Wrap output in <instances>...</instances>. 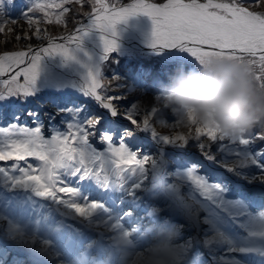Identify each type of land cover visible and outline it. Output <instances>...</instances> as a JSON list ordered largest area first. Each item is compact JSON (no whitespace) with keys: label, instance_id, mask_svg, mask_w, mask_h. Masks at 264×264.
Here are the masks:
<instances>
[{"label":"rangeland","instance_id":"obj_1","mask_svg":"<svg viewBox=\"0 0 264 264\" xmlns=\"http://www.w3.org/2000/svg\"><path fill=\"white\" fill-rule=\"evenodd\" d=\"M55 2L62 3L69 11L61 15V9H51L47 18L42 12H36L33 14L35 20L31 26L23 20L12 24L10 18L13 20L19 18L24 7L11 9L8 5L5 15L0 17V27L4 29L0 32V53L32 48L37 50L34 54L44 55L46 53L40 51L41 47H47L50 42L55 41H46V39L67 32L76 23L89 20L87 18L93 14L90 10L98 6L95 0H67L66 3L63 0H55ZM145 2L159 5L167 3V0H145ZM198 2L204 3L206 0H198ZM125 3L129 5L133 0H111L107 5L121 7ZM252 10L264 11V8L254 4ZM137 14L130 15L131 18L126 19L129 28H120L117 24L113 26L122 29L112 35L115 44L122 45L123 41L140 43L145 40L153 41V37H140L133 33L132 27L135 26L137 29L139 24L146 22L147 15L141 13L142 15L136 17ZM88 25L93 30L91 22L81 28ZM12 29L15 31H11ZM149 30L153 32V29ZM16 35L21 37L19 41L15 39ZM61 42L59 40L54 43ZM75 44L77 41L65 43L68 52H72ZM94 55V64L90 68V73L97 78H106L101 81L102 86L109 85L111 83L109 79L113 77L116 79L115 92L106 91L105 87L97 90L102 97L101 102L117 103L121 108L128 110H133L132 105H135L142 112L148 111L149 118L153 120L152 126L158 134L194 135L195 126L188 125L196 123L199 126L214 128L223 138H217L215 141L190 139L186 146L171 145L161 148L159 155L155 152L146 153L148 161L137 172L135 180L138 184L143 182L138 195L150 205L148 211L141 216L139 224L127 227L129 233L127 238L120 235L112 238L115 234L113 231L105 229L102 232L90 224V235L84 247L92 253V258L95 259L93 250L97 238L105 235L107 238L104 243L111 244L116 250V255L110 257V264H264V144L257 146L258 135L251 130L256 114L251 111V116L242 121L223 124L218 123L211 114L198 115L194 109H185L177 104L174 92L179 80H172L177 78V75L181 77L185 71L188 72L185 76L193 74L198 70L196 65L204 75L209 74L215 65H229L242 69L246 74H250L251 78L254 76L253 79H256L252 66L247 61L221 57H213L201 63L180 48H165L149 53L115 46L114 51L108 53L107 57L104 51ZM148 55H160L163 59L175 58V63L179 67L174 75H170L172 81L168 76L151 75L142 69L137 71L140 64L138 59ZM44 65L46 67L39 65L42 69L43 67L48 69L44 74L49 78H56L55 71L49 72L52 69L48 64L44 63ZM56 68L60 72L69 74L64 63L56 64ZM163 72L165 73V70ZM10 75L11 73L0 77V80L8 79ZM45 81L50 83L47 78ZM19 82L23 83L22 77L19 78ZM3 90L4 86L0 85V91ZM40 90L56 96H40L38 94ZM83 91V84L56 86L35 79L31 87L32 95L23 100L27 105L19 104L21 101L16 99L0 104V129L19 117V123L22 125L34 127L40 124L42 134L47 138L53 134H62L68 122L79 124L90 114L76 109L88 106L92 112L105 111L102 103L96 101L94 97H92L93 102L89 101L92 105L85 101L81 96ZM259 93V91L255 92L256 95ZM111 95H119L123 99L117 102L109 101L107 97ZM58 97H62V100H58ZM65 106H71L72 110L65 111ZM253 111L264 112V107L257 105ZM29 112L34 115L28 116ZM73 117L75 120L72 119ZM166 122L167 126H165ZM173 122L177 124L174 129L171 128ZM5 139L6 137L0 136V142ZM241 139L246 140L247 143H241ZM156 143L159 144L160 141L157 140ZM165 148L169 153L175 152L176 155L171 156L170 162L162 168L161 161L165 159ZM82 151L84 167L102 169L101 174L95 179L98 185L107 180L109 190L115 191L118 190V184L127 183L132 179V177L117 178V173L110 163L111 158L106 151H97L91 143L83 145ZM33 163L38 162L33 161ZM81 166L77 159L70 163L65 162V166L58 171L61 175H68L76 167ZM20 175L12 170L0 171V264H6L10 260L15 261V264L24 263L22 252L17 253L19 251L17 245H22L23 239L34 247L47 250L53 258L52 262L68 264L59 241L74 234L79 239L85 234L78 228L68 231L72 228L71 221L74 219L71 212L64 204L37 195L33 185L17 183ZM159 185L168 188L167 190L181 206L180 211L186 214L174 210L178 207L169 193L163 192ZM157 193L159 195H156ZM185 215L191 218L193 226ZM152 224L155 227L150 230ZM57 233L61 235L58 236ZM7 237L12 238L13 241L19 237L23 239L13 243L6 239ZM23 248L28 258L29 251L24 246ZM8 254L10 257L7 259ZM38 260L40 263L37 264H44L40 257Z\"/></svg>","mask_w":264,"mask_h":264},{"label":"snow or ice","instance_id":"obj_2","mask_svg":"<svg viewBox=\"0 0 264 264\" xmlns=\"http://www.w3.org/2000/svg\"><path fill=\"white\" fill-rule=\"evenodd\" d=\"M63 2L66 3L67 0ZM95 2L98 7L93 8L91 26L101 33H108L115 24L130 15L143 13L153 20L154 48L179 47L201 63L213 57L247 61L254 69L256 79L264 86V11L252 10L254 4L264 8V0H206L204 3L198 0H167V3L159 5L146 3L145 0H133V3L125 7H110L104 0ZM8 5L15 7L13 0H0V17L5 15ZM51 9H61V15L69 11L55 0H24L19 18L10 20L12 24L23 20L31 26L35 20L34 13L42 12L47 18ZM2 31L4 29L0 27V32ZM11 31L14 32L15 29ZM81 31L77 27L61 37L62 43L50 42L40 50L46 54L60 53L67 56L65 41H77ZM15 39L19 41L21 37L16 35ZM101 40L107 57L108 53L114 51L115 43L105 36H101ZM36 51L29 48L28 51H11L0 55V77L11 73L8 79L0 80V85L4 86V90L0 91V104L13 99L23 101L32 95L31 87L36 79L39 59L34 54ZM20 77L23 78V83L19 82ZM103 79L106 78H97L89 73L84 86V97L102 101L98 89L105 87L106 91L117 90L115 77L109 79L111 83L107 86H102ZM107 99L117 102L123 97L111 95ZM102 108L104 112H92L88 108L76 109L90 114L79 124L68 122L62 134H53L50 138L42 134L40 124L28 127L19 123V117L0 129V136L6 137L0 142V171L20 173L17 183L31 184L36 188L37 195L64 204L74 217L71 221L72 228L68 231L78 228L85 234L79 239L74 234L59 241L68 264H110V257L116 255L111 244L104 243L107 237L101 235L93 250L95 259L92 258V253L84 247L90 235V224L102 232L105 229L113 231L115 234L112 238L118 235L127 238V227L141 222V216L148 211L150 205L138 195L143 182L138 184L135 177L148 161L146 153L155 152L159 155L161 148L171 145L186 146L190 139L215 141L223 138L214 128L196 123L188 125L195 126L194 135L158 134L152 126L153 120L149 118L148 111L142 112L135 105H132L133 110H128L111 102H102ZM71 110V106H65V111ZM27 115L31 117L34 113L29 112ZM72 119L75 120V117ZM176 126L173 122L171 128ZM16 136L19 138H12ZM157 140L160 141L159 144L156 143ZM240 142L247 143L244 139ZM89 143L97 151L108 153L118 179H132L118 184V190L115 191L109 190L107 180L98 185L95 179L102 169L83 166L82 146ZM174 155L175 152L169 153L165 148V159L161 161V167L165 168ZM77 159L81 167H76L68 175L60 174L58 169L63 168L65 162ZM33 161L38 163L34 164ZM147 191L152 194L150 190ZM57 235L60 236L61 233ZM36 255L29 251V256ZM6 264H15V261L10 260Z\"/></svg>","mask_w":264,"mask_h":264},{"label":"clouds","instance_id":"obj_3","mask_svg":"<svg viewBox=\"0 0 264 264\" xmlns=\"http://www.w3.org/2000/svg\"><path fill=\"white\" fill-rule=\"evenodd\" d=\"M174 99L182 108L194 109L201 116L211 114L221 124L242 121L256 105L264 106V95L254 93L247 74L229 65H215L210 74L181 78Z\"/></svg>","mask_w":264,"mask_h":264},{"label":"bare ground","instance_id":"obj_4","mask_svg":"<svg viewBox=\"0 0 264 264\" xmlns=\"http://www.w3.org/2000/svg\"><path fill=\"white\" fill-rule=\"evenodd\" d=\"M121 6L125 7V6H128V4L125 3V4H122ZM142 17H144V16H142ZM129 18H131V16H128L124 20L119 21L117 23V25L120 28H122V27L124 29L129 28V23L126 21V19H129ZM150 19L151 18L148 17L147 20H150ZM88 21L89 20H87V23L79 24L77 27L81 28L85 24H88V23L91 22V21L90 22H88ZM89 25L87 27L81 28L82 31L79 33V38L77 40V44L73 45L74 49L72 50V52H68L67 56H65L63 54H60V53H49V54L39 55L40 59H38L37 67H39L41 69L37 68V74H36V79L37 80H41V81L45 82L47 85H56V86H58V85H67V84H76V83H78V84H83L85 86V84L87 83L88 78H89V73L91 72L90 68H91L92 64H94L93 63V59H94V56H95L94 53L96 54L97 52H103L104 51V50H101L103 48V43H102V40H101V36H105L106 38L113 40L114 36H112V35H115V34H117L118 31L122 30V29H119V28L117 29V28L113 27L108 32L109 34H106V33L102 34L97 28L94 30L93 26L91 27L93 30H91ZM150 29H153V27L150 28ZM134 32H135V34L137 36H140V37H147V38L148 37L149 38L153 37V32L150 31V30H148L147 34H137L135 29H134L133 33ZM86 34H87V36H86ZM99 34L100 35L102 34V35L100 36ZM56 41L59 42V40H56ZM56 41H52V43H54ZM123 42L125 43L126 41H123ZM143 42L147 43V44H149V43L153 44V41H150V40L149 41L145 40ZM65 43H68V42H65ZM75 43H76V41H75ZM115 46L124 47V46H126V44H122L121 45L119 43V44H115ZM43 47H45V46H43ZM174 49H177V48H174ZM44 63L48 64V66H51V67L56 66V64L64 63V64H66V67L69 70V74L63 73V72H60V71H56L55 69H52L51 71L49 70V72L55 71L54 73H56V78H49L46 74H44V71L48 72V69L44 68V67H46L44 65ZM39 65L44 66L43 69H42V66H39ZM81 77H84V79H82ZM177 77L181 79L184 76L179 77L177 75ZM45 78L49 79L50 83L46 82ZM73 91H76V90L73 89ZM81 96L84 97V95H81ZM87 99L89 101L93 102V98H87ZM98 102H101V101H98ZM184 214H186V213H184ZM3 237L5 238V236H3ZM6 239H8L9 241H11L13 243L14 242L18 243V241L23 239V237H19V239H16L17 241L16 240L13 241V239L10 238V237H7ZM23 246L25 247V249L27 251L31 250L32 252L36 253L37 254L36 256L40 257L44 264H47V263L48 264H61L59 262H52L53 258H52V256L49 254V252L47 250L43 251L45 249L42 250L41 248L39 249V247H36V246L34 247L32 244L26 243L24 241V239L22 240V245H20V244L17 245V249L19 250L17 252H23L24 251ZM30 247H32V248L30 249ZM46 252H48V254ZM9 257H10V255L7 256V259ZM7 259H5L4 261L6 262ZM26 261L27 262L28 261L29 262H36L35 264L40 263L39 260L37 259V257L29 256V254H28V258H27ZM44 261H47V263H45Z\"/></svg>","mask_w":264,"mask_h":264},{"label":"trees","instance_id":"obj_5","mask_svg":"<svg viewBox=\"0 0 264 264\" xmlns=\"http://www.w3.org/2000/svg\"><path fill=\"white\" fill-rule=\"evenodd\" d=\"M110 1L111 0L105 1V3L106 4H109ZM13 4L15 5V7H13V6L10 5L11 9H16V8L18 9L21 6L24 7V0H13ZM84 6H85V4H84ZM87 11H89V9ZM90 11H93V10L91 9ZM132 59H134V58H132ZM138 60L140 61L139 69H137L138 72L141 71V69H142V70H144V72L150 73L151 75L158 74V76L159 75H161L163 77L168 76V79L169 80H171L170 75L171 74L174 75L175 70L179 67L175 63L176 62L175 61V58L163 59L160 55H148V56L142 57L141 59H138ZM182 61H184V60L182 59ZM196 67L198 68V70H196L195 72H193V75H204L203 71L200 70V67L198 65H196ZM163 70H165V73L163 72ZM183 71H185V70H183ZM185 74H188V72L185 71L184 73H182V76L184 75V77H185ZM247 76L250 79V82H251V85H252V88H253L254 93L256 91H259L261 94L264 95V86H261L260 84H258V80L255 79V78L253 79L254 76L252 78H251V75L250 74H247ZM172 77H174V76H172ZM177 78H172V80H175V81L176 80H180V78H178V79ZM160 88L162 89V87H160ZM260 93H259V95L257 94V96H261ZM38 94H40V96L41 95L56 96V95H51V94L45 93V91H42V90H40L38 92ZM58 100H62V97H58ZM89 103H91V102H89ZM19 104H21V105H27V102L21 101V102H19ZM91 105H92V103H91ZM91 107H94V106H91ZM256 107H257V105L251 110L253 113L256 114L255 115L256 120L253 121L254 124H253V127L251 128V130L255 134H257V135L259 134L258 135L259 141H257V144H258L257 146H259V145H263L264 144V112H257V111L254 112L253 110H255ZM84 108H88V106H84ZM250 112L247 114V117L246 118H248V117L251 116V113Z\"/></svg>","mask_w":264,"mask_h":264},{"label":"water","instance_id":"obj_6","mask_svg":"<svg viewBox=\"0 0 264 264\" xmlns=\"http://www.w3.org/2000/svg\"><path fill=\"white\" fill-rule=\"evenodd\" d=\"M117 7V6H116ZM119 7V6H118ZM121 7H123V6H121ZM139 14H141V13H138L137 14V16L136 17H138V15ZM92 16V15H91ZM90 16V17H91ZM90 17H88L87 19H89L90 20ZM148 17L149 16H146V18H145V24L144 23H142V24H139V26L137 27V29H135V26L134 27H132L133 29H135L136 30V32H137V34H147V32H148V30L150 29V28H152L153 27V20H152V18L151 17H149V18H151L150 20H147L148 19ZM86 19V20H87ZM137 21V20H136ZM81 23H87V21H85V22H81ZM80 22L79 23H76L75 24V26H73L70 30H68L67 32H64L63 34H61V35H55V36H51V37H49L48 39H46V41H51V40H60L61 39V37H63V36H65V35H67V34H69L70 32H72L75 28H77V26L79 25V24H81ZM136 24H138V23H136ZM135 24V25H136ZM123 44H126V46H124V47H127V48H129V49H131V48H134V49H138V50H142V51H146V52H149V53H154V52H156V50L157 51H160V48H154L153 46H152V44H147V43H139V42H136V41H134V42H125V43H123ZM176 48H179V47H176ZM32 49V48H31ZM18 51H28V49H24V50H18ZM5 52H2V53H0V55H3ZM105 53V52H104ZM51 69H55V70H58V68H56V66H53V67H51V66H49ZM60 69V68H59ZM61 71H62V69H60ZM59 71V70H58ZM6 75H8V74H6ZM85 98V97H84ZM85 101H89L87 98H85ZM170 149V148H169ZM160 183V182H159ZM160 186V185H159ZM160 188H161V190L164 192V191H167L168 193H169V195H170V197L172 198V200H173V202L175 203V205H176V207H178L177 209H175L174 208V210L178 213H181V214H183L181 211H180V209H181V206L178 204V202L174 199V197L170 194V191L169 190H167L166 188H162L161 186H160ZM184 215V214H183ZM186 216V215H185ZM178 217H180L179 215H178ZM186 219H187V221H189V223H190V225L191 226H193V223H192V221L190 220L191 218L189 217V216H186ZM155 227V225H151L150 226V230H151V228H154ZM194 236V235H193ZM194 239H195V236L193 237ZM193 239V240H194ZM59 240H60V237H59ZM58 240V241H59ZM18 254H20L21 252H17ZM25 253H26V251L25 252H22V255H23V260H24V263L23 264H32V262H27L26 260H25V258H26V256H25ZM11 254V253H10ZM10 254H8V255H10ZM27 254V253H26ZM7 255V256H8ZM25 261H26V263H25ZM36 262H34V264H35Z\"/></svg>","mask_w":264,"mask_h":264},{"label":"flooded vegetation","instance_id":"obj_7","mask_svg":"<svg viewBox=\"0 0 264 264\" xmlns=\"http://www.w3.org/2000/svg\"><path fill=\"white\" fill-rule=\"evenodd\" d=\"M43 250V249H42ZM43 251H45V250H43ZM47 253V252H46Z\"/></svg>","mask_w":264,"mask_h":264}]
</instances>
